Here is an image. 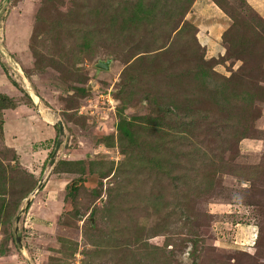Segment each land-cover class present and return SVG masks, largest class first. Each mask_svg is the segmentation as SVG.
I'll list each match as a JSON object with an SVG mask.
<instances>
[{
	"label": "rangeland",
	"instance_id": "obj_1",
	"mask_svg": "<svg viewBox=\"0 0 264 264\" xmlns=\"http://www.w3.org/2000/svg\"><path fill=\"white\" fill-rule=\"evenodd\" d=\"M190 1L0 0V74L10 83L0 95L12 96L15 105L0 110V264H264V177L252 183L222 171L231 161L260 166L264 176V101L253 107L256 132L243 139L247 150L243 140L234 150L226 135L221 145L208 138L191 152L164 149L156 160L161 168L115 128L119 113L125 118L148 113L149 103L140 101L143 92L160 83L164 92L178 85L170 70L179 71L184 61L178 65L171 54H162L176 22L187 20L196 39L203 37L199 43L205 46L203 58L214 63L213 76H229L241 64L221 59L227 44L221 35L214 37L212 27L206 29L213 15ZM219 1L238 19L252 17L246 0ZM137 5L150 10L151 20L130 16L125 27L122 17ZM253 27L244 38L256 39L255 49L264 51L263 28L258 21ZM142 43L150 45L148 54L161 56L157 63L134 65L133 93L125 97L120 74L127 50ZM101 60L109 61L107 69L95 67ZM259 73L252 83L257 95L264 89V83L256 87ZM57 119L63 144L31 196L53 149ZM133 130L148 146L163 136L146 124ZM153 152L146 150L148 156ZM77 160L84 161L81 175L66 170L71 168L66 162ZM73 179L79 189L65 202L64 188ZM247 225L254 226L251 244L257 240L250 250Z\"/></svg>",
	"mask_w": 264,
	"mask_h": 264
},
{
	"label": "trees",
	"instance_id": "obj_2",
	"mask_svg": "<svg viewBox=\"0 0 264 264\" xmlns=\"http://www.w3.org/2000/svg\"><path fill=\"white\" fill-rule=\"evenodd\" d=\"M212 2L221 12L228 15L231 21L230 25L221 34V39L227 44L226 53L222 55L221 59L238 60L241 62L239 67L233 71L231 69L229 76L215 73L213 76L212 67L214 63L203 58L205 46L201 45L196 39V28L187 20L182 19L180 23L176 22L171 26L170 32L173 35L170 41V37L167 38L168 42L165 39V41L163 40L164 43L168 44V47L162 53L165 55L171 54L174 61L179 62L178 65L184 61L180 67L176 66L179 71L174 70L175 66L170 70L173 74L172 78L179 79L178 85L174 84L171 91L166 92L165 90L164 92L159 89L162 84L160 83L159 87L152 88L146 93L143 92L140 101L144 100L149 103L150 110L148 113L138 114L131 118H125L120 113L118 114L115 124L117 135L123 138L131 148L145 156L146 160L154 162L157 166H159L156 163L157 156L164 149L170 153H187L191 152L198 142L202 144L208 138H212L215 144L221 145L224 141V135H226L235 150L237 148L235 146L241 140L252 138L253 132H256L253 123L258 116V112L256 113L253 107L256 103L264 101V89L262 93L257 95L252 83L255 72L259 73L258 69L261 63L264 64V51L255 49L256 39L253 42L244 37L248 33H252L255 29L253 24H256V21L261 24L263 28L261 32L264 33V20L245 1H242L244 7L252 13V17L246 19H238V14L233 10L228 13L223 6L225 1L212 0ZM149 14L150 10L147 7L143 8L141 5H137L134 10L122 17L125 20L123 22L124 26L128 27L127 21L130 20V16L139 21L149 22L151 20ZM192 29H194L193 32ZM170 32L167 36L170 35ZM263 37L264 35H262V39ZM127 51L130 55L125 58V62L123 61L126 65L124 67L125 71L120 74V80L123 92L126 94L125 97H130L136 81V76H133V72L136 74L134 65L149 60H155L157 63L161 55L148 54L151 52L150 45L145 43L138 44L137 47L133 46L131 50ZM131 56L136 57L128 63L132 58ZM253 60H255V63L252 62ZM170 66L173 65L170 64ZM256 68L257 70H255ZM259 74L262 79L256 81V87L264 83L263 66ZM13 101L12 98L1 94L0 110L14 108ZM137 124L139 126L146 124L151 129L159 128V132L163 133V136L159 139L152 138L151 143H148L149 146L145 145L135 138L136 131L133 129ZM1 127L2 121L0 119V136L2 135ZM146 148H150L155 152L152 154L159 153L156 154L155 158L150 154V158L146 153ZM59 165L60 163L56 165L55 169ZM65 165L76 168L66 170H73L79 175L85 171L84 161L82 160L69 161ZM224 165L223 173L232 171V175L239 176L252 183L264 177L260 166H238L231 163V161H227ZM159 168L161 167L159 166ZM79 180L73 179L72 184L65 186L63 196L65 202L70 201L79 189V186L76 185ZM91 193L94 198L99 197L98 190L93 188ZM256 242L255 239L253 245H256Z\"/></svg>",
	"mask_w": 264,
	"mask_h": 264
},
{
	"label": "crops",
	"instance_id": "obj_3",
	"mask_svg": "<svg viewBox=\"0 0 264 264\" xmlns=\"http://www.w3.org/2000/svg\"><path fill=\"white\" fill-rule=\"evenodd\" d=\"M247 4L249 5V7L252 8L253 11H255L263 20H264V0H246ZM195 4L192 5V8L197 4H200L202 5V8H199L201 11L204 10V11H210L209 12V15L212 16L213 15V23H209L208 21V24H207V27L206 29H210V27H212L211 29V32L212 34L214 35V37L216 38L217 36H220L221 33L225 30L223 28V31H222V27H227L228 24H227V18L224 16V14L221 12V10L219 8H216V6L211 3L214 7H212V5L210 3H207L205 0H196V2H194ZM219 29V30H218ZM222 31V32H221ZM200 33V31L198 32ZM212 37V36H211ZM197 39L199 42H201L202 40V36H198ZM208 38H206V45L208 44L209 45V39L207 40ZM211 40V39H210ZM205 44V43H204ZM207 45V46H208ZM212 50V48L210 49ZM208 53V49H207V52L206 54ZM212 55V54H211ZM10 83L8 82L7 78L0 74V88L7 85ZM6 95V94H5ZM7 96V95H6ZM8 97H12V96H8ZM20 107L18 108V111H20ZM15 119V118H13ZM13 127V126H12ZM5 133V132H4ZM246 140H243L240 144H242L241 148L244 149V150H247L246 148H248L247 145H249V143L246 144ZM248 227L245 229V233L248 234L247 237H245L246 240H248V245H247V248L246 250H250V248L252 249V244H251V236L253 234V225H247Z\"/></svg>",
	"mask_w": 264,
	"mask_h": 264
},
{
	"label": "water",
	"instance_id": "obj_4",
	"mask_svg": "<svg viewBox=\"0 0 264 264\" xmlns=\"http://www.w3.org/2000/svg\"><path fill=\"white\" fill-rule=\"evenodd\" d=\"M9 0H4V3L8 2ZM0 8H1V5H0ZM108 64H109V61L108 60H101V61H97L95 63V67L97 68H100V69H107L108 68ZM92 85H94V82H92ZM90 86V82L88 84V88ZM54 123L57 125V135H56V139H55V142H54V146H53V149L51 151V154L48 158V161L46 163V166H45V170L43 172V174L41 175V177L39 178L34 190L30 193L31 196L34 195L35 191L38 190L41 186V183H42V180L44 179L46 173L48 172V170L54 165V163L56 162V159L58 157V154H59V150L63 144V140H64V128H63V125L61 123L60 120H55ZM29 202V199H26L25 201V204H27ZM18 216H16L15 218V222L17 223L18 221ZM90 224H93V219L90 218ZM17 230V226L15 225L14 226V232H16ZM15 242L16 244L20 247V243H19V239H18V236L16 235L15 233ZM27 264H30L29 261H27Z\"/></svg>",
	"mask_w": 264,
	"mask_h": 264
},
{
	"label": "bare ground",
	"instance_id": "obj_5",
	"mask_svg": "<svg viewBox=\"0 0 264 264\" xmlns=\"http://www.w3.org/2000/svg\"><path fill=\"white\" fill-rule=\"evenodd\" d=\"M10 61V60H9ZM35 100H36V98H35Z\"/></svg>",
	"mask_w": 264,
	"mask_h": 264
}]
</instances>
